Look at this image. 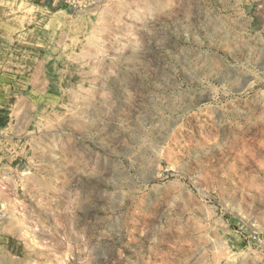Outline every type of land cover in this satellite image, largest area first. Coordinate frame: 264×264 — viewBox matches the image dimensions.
Listing matches in <instances>:
<instances>
[{
  "label": "rangeland",
  "instance_id": "374dc122",
  "mask_svg": "<svg viewBox=\"0 0 264 264\" xmlns=\"http://www.w3.org/2000/svg\"><path fill=\"white\" fill-rule=\"evenodd\" d=\"M264 0H0V264H263Z\"/></svg>",
  "mask_w": 264,
  "mask_h": 264
},
{
  "label": "built area",
  "instance_id": "2783aa9c",
  "mask_svg": "<svg viewBox=\"0 0 264 264\" xmlns=\"http://www.w3.org/2000/svg\"><path fill=\"white\" fill-rule=\"evenodd\" d=\"M249 238H251L255 245L263 252L264 254V238L260 236V234H258L257 232H252V234H250ZM263 264H264V260H263Z\"/></svg>",
  "mask_w": 264,
  "mask_h": 264
}]
</instances>
